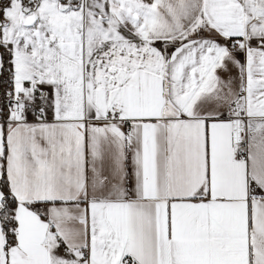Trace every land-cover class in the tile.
Instances as JSON below:
<instances>
[{
  "label": "snow or ice",
  "instance_id": "6c2138e0",
  "mask_svg": "<svg viewBox=\"0 0 264 264\" xmlns=\"http://www.w3.org/2000/svg\"><path fill=\"white\" fill-rule=\"evenodd\" d=\"M0 264H264V0H0Z\"/></svg>",
  "mask_w": 264,
  "mask_h": 264
}]
</instances>
